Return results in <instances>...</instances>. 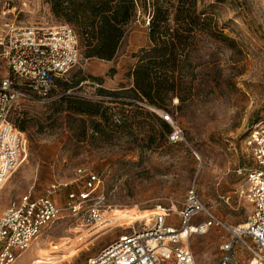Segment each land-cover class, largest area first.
<instances>
[{
  "label": "rangeland",
  "instance_id": "1",
  "mask_svg": "<svg viewBox=\"0 0 264 264\" xmlns=\"http://www.w3.org/2000/svg\"><path fill=\"white\" fill-rule=\"evenodd\" d=\"M56 4L0 0V37L7 25L74 28L58 5L54 10ZM196 8L210 18V32L198 35L189 47L174 73L175 95L162 107L132 94V70L141 50L150 48L148 17L141 14L127 26L110 60L85 57L81 47L77 64L57 80L51 100L20 99L10 110L9 120L26 140L27 156L1 186L0 211L26 193L46 194L51 184H67L55 193L63 204L80 167L97 174L102 183L99 191L108 210L101 223L87 226L64 217L36 239L41 248L70 240L65 252L75 255L54 264H85L116 237L141 227L157 206L180 210L191 188L205 209L227 226L245 223L250 207L237 193L242 181L238 169L252 164L244 141L250 127L264 118V17L260 0H196ZM1 52L0 47V79L7 73ZM69 87H78L82 94L72 101L98 106L99 114H80L75 103L56 97ZM160 112L178 126L180 141H168ZM113 210L147 217L126 227L117 220L102 228ZM175 219L172 214L171 222L177 225ZM228 237L225 230L215 229L192 235L189 245L196 264H213L219 243ZM237 244L234 260L247 264L248 255ZM36 246L22 252L14 264H40L35 261Z\"/></svg>",
  "mask_w": 264,
  "mask_h": 264
},
{
  "label": "built area",
  "instance_id": "2",
  "mask_svg": "<svg viewBox=\"0 0 264 264\" xmlns=\"http://www.w3.org/2000/svg\"><path fill=\"white\" fill-rule=\"evenodd\" d=\"M260 7L264 17V0H260ZM0 47L7 70L0 79L1 188L27 156L26 140L9 120L10 110L20 99L51 100L57 80L77 64L80 49L75 32L67 24L7 25ZM64 96L82 94L74 87L62 90L56 97ZM158 115L171 128L168 141H180L181 131L171 116L166 112ZM244 144L252 162L248 168L238 169L242 181L237 193L250 207L244 224L227 226L205 209L191 188L180 210L157 206V212L141 227L116 237L85 264H196L189 239L211 229L229 234L219 243V256L213 264H238L234 260L237 242L248 255L247 264H264V118L250 127ZM75 176V184L66 192L63 204L56 201L55 193L67 184H51L46 194L26 193L0 211V264H14L48 226L64 217L78 218L87 226L102 222L108 209L104 194L99 191V176L81 167ZM172 214L177 225L171 222ZM200 215H205V219L198 220Z\"/></svg>",
  "mask_w": 264,
  "mask_h": 264
},
{
  "label": "trees",
  "instance_id": "3",
  "mask_svg": "<svg viewBox=\"0 0 264 264\" xmlns=\"http://www.w3.org/2000/svg\"><path fill=\"white\" fill-rule=\"evenodd\" d=\"M54 1L57 2L54 10L58 5L57 10L76 30L70 26L77 36L80 54L82 47L85 57L103 60L115 55L127 26L141 14L147 15L150 48L141 50L132 70V94L136 100L156 107H162L169 95H175V70L195 38L210 32V18L197 11L196 0ZM60 99L75 103L80 114H99L98 106L72 101L80 100L77 97ZM160 125L168 136L170 126L161 119Z\"/></svg>",
  "mask_w": 264,
  "mask_h": 264
},
{
  "label": "bare ground",
  "instance_id": "4",
  "mask_svg": "<svg viewBox=\"0 0 264 264\" xmlns=\"http://www.w3.org/2000/svg\"><path fill=\"white\" fill-rule=\"evenodd\" d=\"M112 212L113 214L111 215V218H109L106 223L101 226L102 228L109 227L110 225H112L113 221L117 220H120V223H122L119 226L124 225L126 227L136 221L143 220L147 217L146 214L124 215V213H122L121 211L113 210ZM189 227H192V225H189ZM84 237H86V235L82 236L79 240H82ZM34 243L35 245H37L35 248V261H38L40 264H54L62 262L65 258L75 255V252L72 253V251L65 252L71 247L70 240L67 238L59 239L58 242H49L46 248H41L37 241Z\"/></svg>",
  "mask_w": 264,
  "mask_h": 264
}]
</instances>
